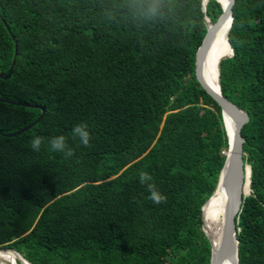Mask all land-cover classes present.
<instances>
[{
	"label": "trees",
	"instance_id": "trees-1",
	"mask_svg": "<svg viewBox=\"0 0 264 264\" xmlns=\"http://www.w3.org/2000/svg\"><path fill=\"white\" fill-rule=\"evenodd\" d=\"M202 2L0 0L3 75L15 54L10 32L18 39L0 99L47 110L7 137L41 110L0 101V248L33 264H210L202 207L228 138L220 106L195 74L207 33ZM207 3L214 24L223 10ZM233 18L221 90L250 118L239 264H264V0H236ZM79 124L87 147L73 136ZM60 135L66 148L54 151ZM142 172L164 202L148 198Z\"/></svg>",
	"mask_w": 264,
	"mask_h": 264
},
{
	"label": "water",
	"instance_id": "water-1",
	"mask_svg": "<svg viewBox=\"0 0 264 264\" xmlns=\"http://www.w3.org/2000/svg\"><path fill=\"white\" fill-rule=\"evenodd\" d=\"M236 0H229V4L227 8H223V13L218 19V21L212 24L209 27L208 20H210L206 15V8L203 4V13L205 15L204 22L207 28V33L204 37V40L196 53V68L195 74L198 82L202 86V88L210 95L216 103L220 106L222 111V117L225 127V132L227 134V127L229 124L233 129V138L232 140L228 139V150L226 152V160L224 166L220 172V176L217 182V186L212 196L206 201L204 206L202 207V221H203V212L204 208L207 206L208 202L211 201L216 196H224L225 197V233L222 240V243L219 247H214L210 238L206 235L204 223L202 224V231L206 238L208 239L211 245V258L210 264H223L226 261H229L231 264H239V240L237 237L238 228H237V218L240 214L244 202V198L248 197L251 194V167L245 164L246 153L244 152V145L246 143V138L243 136L242 131L244 127L250 122L249 115L246 111L239 108L233 102L229 101L222 93L221 90V79H220V70L221 64L223 60L234 57L233 48L229 42V32L233 25V6ZM220 4L219 2H217ZM1 18V15H0ZM226 21L229 22V31L227 35V42L231 50L230 55H221L219 58V87L218 89L213 88L207 81L204 68L206 63V57L211 48V42L214 39L218 27H220ZM212 23V22H211ZM4 24L6 25L5 21ZM10 31V30H9ZM11 36L15 42V54L13 64L10 68L8 74L3 75L0 73V78L3 80H10L13 75V69L16 64V58L18 56V39L17 37ZM2 102H7L16 106L26 107L30 109H38L41 110L40 117L31 123L29 126L14 132L12 134H4L7 137H16L22 135L23 133L32 129L35 125H37L45 116L46 108L42 106H38L35 104L29 103H16L12 101L1 100ZM246 186H249L250 193L245 192ZM1 250H9L18 255L19 264H33L30 262L23 254L18 252L15 248H0Z\"/></svg>",
	"mask_w": 264,
	"mask_h": 264
},
{
	"label": "bare ground",
	"instance_id": "bare-ground-1",
	"mask_svg": "<svg viewBox=\"0 0 264 264\" xmlns=\"http://www.w3.org/2000/svg\"><path fill=\"white\" fill-rule=\"evenodd\" d=\"M204 0V5L207 7V2ZM225 9L229 4V0H216ZM213 23L208 20V26L211 27ZM229 22L226 21L218 27L216 35L211 42V48L206 57L204 74L208 83L215 89L219 87V58L221 55H230L231 50L227 42V35L229 31ZM228 139L233 138V129L227 124ZM220 127V126H219ZM245 192L250 193L249 186H246ZM225 197L216 196L208 202L203 212V223L205 226L206 235L210 238L214 247H219L222 243L225 233ZM18 255L9 250L0 251V264H18ZM24 264H28L25 263ZM223 264H231L229 261Z\"/></svg>",
	"mask_w": 264,
	"mask_h": 264
},
{
	"label": "clouds",
	"instance_id": "clouds-1",
	"mask_svg": "<svg viewBox=\"0 0 264 264\" xmlns=\"http://www.w3.org/2000/svg\"><path fill=\"white\" fill-rule=\"evenodd\" d=\"M73 136L79 138L82 145L86 147L89 146L90 134L87 130L86 125H83V124L76 125L73 128ZM30 143H31L32 149L38 151L42 143V138L39 136L34 137L30 141ZM50 145H51L52 150L54 151H64L66 148L65 137L63 135L53 137L50 141ZM66 155L68 156L72 155L71 149H68V151L66 152ZM139 179L142 184H145L151 180V177L148 176L146 173L142 172L140 174ZM147 188L150 193L148 198L153 203L160 204L165 201L166 197L156 189L154 184L147 183Z\"/></svg>",
	"mask_w": 264,
	"mask_h": 264
},
{
	"label": "rangeland",
	"instance_id": "rangeland-1",
	"mask_svg": "<svg viewBox=\"0 0 264 264\" xmlns=\"http://www.w3.org/2000/svg\"><path fill=\"white\" fill-rule=\"evenodd\" d=\"M209 2V1H208ZM208 4V3H207ZM19 103V102H18ZM18 264H19V262H18Z\"/></svg>",
	"mask_w": 264,
	"mask_h": 264
}]
</instances>
